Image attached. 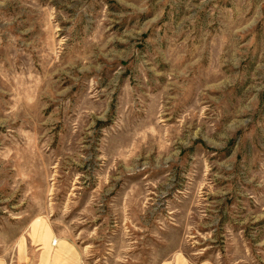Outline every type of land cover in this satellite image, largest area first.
I'll list each match as a JSON object with an SVG mask.
<instances>
[{
	"label": "rangeland",
	"instance_id": "1",
	"mask_svg": "<svg viewBox=\"0 0 264 264\" xmlns=\"http://www.w3.org/2000/svg\"><path fill=\"white\" fill-rule=\"evenodd\" d=\"M0 264H264V0H0Z\"/></svg>",
	"mask_w": 264,
	"mask_h": 264
},
{
	"label": "bare ground",
	"instance_id": "2",
	"mask_svg": "<svg viewBox=\"0 0 264 264\" xmlns=\"http://www.w3.org/2000/svg\"><path fill=\"white\" fill-rule=\"evenodd\" d=\"M54 244V243H53Z\"/></svg>",
	"mask_w": 264,
	"mask_h": 264
}]
</instances>
